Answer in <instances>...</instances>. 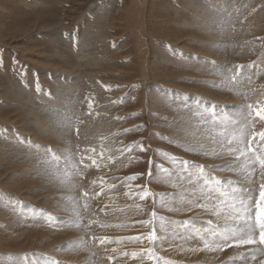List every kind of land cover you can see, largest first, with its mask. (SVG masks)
<instances>
[{"label": "rangeland", "instance_id": "obj_1", "mask_svg": "<svg viewBox=\"0 0 264 264\" xmlns=\"http://www.w3.org/2000/svg\"><path fill=\"white\" fill-rule=\"evenodd\" d=\"M257 106L264 0H0V264H264L192 231L259 199V167L217 142L264 129Z\"/></svg>", "mask_w": 264, "mask_h": 264}, {"label": "snow or ice", "instance_id": "obj_2", "mask_svg": "<svg viewBox=\"0 0 264 264\" xmlns=\"http://www.w3.org/2000/svg\"><path fill=\"white\" fill-rule=\"evenodd\" d=\"M244 66H238V69H243ZM236 77H233L235 79ZM89 108L92 107L91 101H89ZM249 109H253L252 105H248ZM254 116L264 121V106H257L253 112ZM222 127V130L217 133L220 138L217 142L223 146L227 144V151L229 154L236 155L238 158H243L245 161V167L251 168L255 174V169L259 167V175L264 177V129L259 132L245 133L243 130L238 132H231L226 127ZM258 138V140H257ZM254 142H257L254 144ZM141 150H144L143 146L140 145ZM49 152L52 150L49 148ZM53 155V159H55ZM95 164V161H92ZM192 162L182 161L181 164L185 167V170ZM198 169L196 175L205 177L204 167L201 165H195ZM191 173H189V178H191ZM136 177H131L130 179H135ZM215 183V188H219L222 185V181L217 178H212ZM231 183V181H229ZM204 188L207 189L206 198L211 199L212 192L215 190L212 186L207 183L205 179ZM203 191V189H202ZM85 197L88 196L86 192ZM140 199H147L150 195H153L149 190L142 189L140 192L136 193ZM197 207L207 208L204 203L197 204ZM175 210V209H170ZM214 215L219 219L223 218L225 223L223 225L212 226V221H207L211 227L209 229H197L192 228V231L200 236L203 240V246L205 249H210L213 251H223L227 247H243V246H255L256 248L264 249V183L259 185V199L252 201L249 198L248 202L241 200L239 204L219 200L214 202V206L211 209ZM156 212L153 211V218L156 217ZM159 219L163 220L164 217ZM141 224H152L153 221H140ZM179 224H191V221H180ZM128 239L139 241L142 239H147L149 241H156L157 235L155 228L147 234L130 237ZM108 237L100 238V243L108 242ZM145 254L149 255L150 258L155 259V255L152 253V249L144 250ZM25 264H37V261L33 257H28L27 254L23 257ZM53 264L57 262L53 261Z\"/></svg>", "mask_w": 264, "mask_h": 264}]
</instances>
